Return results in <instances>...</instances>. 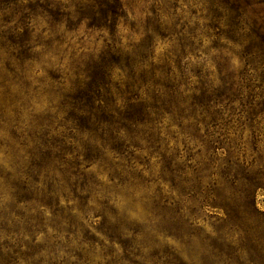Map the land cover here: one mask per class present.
Wrapping results in <instances>:
<instances>
[{
	"label": "clouds",
	"instance_id": "9594fccd",
	"mask_svg": "<svg viewBox=\"0 0 264 264\" xmlns=\"http://www.w3.org/2000/svg\"><path fill=\"white\" fill-rule=\"evenodd\" d=\"M0 264H264V0H0Z\"/></svg>",
	"mask_w": 264,
	"mask_h": 264
}]
</instances>
